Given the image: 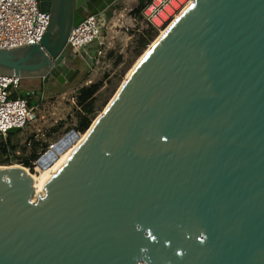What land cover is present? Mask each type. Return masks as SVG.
<instances>
[{"label": "water", "instance_id": "1", "mask_svg": "<svg viewBox=\"0 0 264 264\" xmlns=\"http://www.w3.org/2000/svg\"><path fill=\"white\" fill-rule=\"evenodd\" d=\"M37 1L0 76L69 83L71 30L117 0ZM34 196L0 166V264H264V0H192Z\"/></svg>", "mask_w": 264, "mask_h": 264}, {"label": "rangeland", "instance_id": "2", "mask_svg": "<svg viewBox=\"0 0 264 264\" xmlns=\"http://www.w3.org/2000/svg\"><path fill=\"white\" fill-rule=\"evenodd\" d=\"M138 6V0H120L117 6H110L107 19L102 17L104 24L101 39L104 40L106 47L100 50L102 53L99 57L94 54V59L89 62L72 63L69 59L68 66L80 70L71 82L59 84L54 79L47 83L41 79H22L16 95L25 97L27 92L35 94L29 100L34 105L32 112L34 118L25 128L8 134L11 164L5 165L6 167L17 166L26 170L29 175H38L42 169L30 170L25 164L33 162L35 160H32L33 157L37 159L46 148L74 131L80 114L76 103L77 91L84 86L100 83L102 86L95 96L92 118L93 125L96 123L119 87L162 32H152L146 24H137V20L133 21L138 19L133 13ZM143 34L149 39L145 49L138 45L143 39ZM90 49L93 52L99 50L97 46L86 48ZM79 134L82 139L85 133ZM3 141L5 140L0 137V143Z\"/></svg>", "mask_w": 264, "mask_h": 264}, {"label": "built area", "instance_id": "3", "mask_svg": "<svg viewBox=\"0 0 264 264\" xmlns=\"http://www.w3.org/2000/svg\"><path fill=\"white\" fill-rule=\"evenodd\" d=\"M142 6L136 20L146 24L152 32H161L184 9L191 0H140ZM104 17L87 14L79 25L73 28L67 39L70 54L82 61H91L94 56L86 48L96 45L99 49L96 57L101 55L106 44L102 38ZM105 18V17H104ZM140 20V21H139ZM49 25L48 14L41 11L37 0H0V49H15L39 45ZM22 79L14 76H0V137L7 141L8 132L21 130L32 120L34 107L29 106L30 97H18ZM79 132L71 131L31 163L35 171L48 167L68 148L78 142Z\"/></svg>", "mask_w": 264, "mask_h": 264}, {"label": "trees", "instance_id": "4", "mask_svg": "<svg viewBox=\"0 0 264 264\" xmlns=\"http://www.w3.org/2000/svg\"><path fill=\"white\" fill-rule=\"evenodd\" d=\"M139 1V6L136 8V10L133 12L134 15L138 16L141 10L142 6V1ZM151 32V31H149ZM152 33V32H151ZM143 39H141L138 43L140 48L146 47L147 44H149V39L145 36V34L142 35ZM100 83H95V84H90L89 86H84L80 88L77 91V96H76V103L77 106L80 109V114H78V124L75 129H73L75 132H80L81 134L85 133L91 123H92V118L94 116V105L96 102V94L101 88ZM29 106L33 107V103L29 101ZM10 146L8 144V138L7 141H3L0 143V166H5L11 164V159H10ZM36 159L35 157L32 158V160ZM31 162V161H30ZM26 163V167L32 169L31 163Z\"/></svg>", "mask_w": 264, "mask_h": 264}, {"label": "bare ground", "instance_id": "5", "mask_svg": "<svg viewBox=\"0 0 264 264\" xmlns=\"http://www.w3.org/2000/svg\"><path fill=\"white\" fill-rule=\"evenodd\" d=\"M182 10H181V12H182ZM181 12H179L174 17V19L166 26V28L177 18V16ZM164 31L161 32L160 36L164 33ZM79 140H81V138L78 139V141ZM79 142H77L76 144H74L73 146H71L70 148H68L66 151H64L61 155H59L57 157V159H55V161L53 162V164H51V166H49L48 168H46L44 170L39 171L38 175H36V176L30 175L32 177L33 181H34L35 196H37L38 194L42 193L43 188H44V186L46 184V180H51V179L54 178V176L59 172L60 168L67 162L68 158L71 156L73 150L75 149L76 145Z\"/></svg>", "mask_w": 264, "mask_h": 264}, {"label": "crops", "instance_id": "6", "mask_svg": "<svg viewBox=\"0 0 264 264\" xmlns=\"http://www.w3.org/2000/svg\"><path fill=\"white\" fill-rule=\"evenodd\" d=\"M119 2H120V0H117L111 7H114V6H117L118 4H119ZM124 3V2H123ZM110 8V7H109ZM108 8V9H109ZM108 9L105 11V12H103L102 13V15L104 16V17H106V19H107V12H108ZM92 46H96V45H92ZM97 51L98 50H95L94 52H93V50L92 49H90V50H87V52H89V54L91 55V56H94V54H96L97 53Z\"/></svg>", "mask_w": 264, "mask_h": 264}, {"label": "flooded vegetation", "instance_id": "7", "mask_svg": "<svg viewBox=\"0 0 264 264\" xmlns=\"http://www.w3.org/2000/svg\"><path fill=\"white\" fill-rule=\"evenodd\" d=\"M70 60L72 63H75V62L78 63L80 61V59L73 57V56L70 57Z\"/></svg>", "mask_w": 264, "mask_h": 264}]
</instances>
